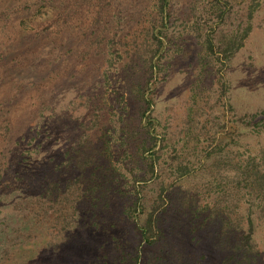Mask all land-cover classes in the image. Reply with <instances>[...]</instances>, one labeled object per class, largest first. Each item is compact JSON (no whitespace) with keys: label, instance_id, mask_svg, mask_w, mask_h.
I'll list each match as a JSON object with an SVG mask.
<instances>
[{"label":"rangeland","instance_id":"1","mask_svg":"<svg viewBox=\"0 0 264 264\" xmlns=\"http://www.w3.org/2000/svg\"><path fill=\"white\" fill-rule=\"evenodd\" d=\"M0 264H264V0H0Z\"/></svg>","mask_w":264,"mask_h":264},{"label":"trees","instance_id":"2","mask_svg":"<svg viewBox=\"0 0 264 264\" xmlns=\"http://www.w3.org/2000/svg\"><path fill=\"white\" fill-rule=\"evenodd\" d=\"M151 168H152V166H151ZM151 224H152V222H151V215H149V217L147 218V220H146V227H145V230H146V232H149V234L151 233V231H152V227H151Z\"/></svg>","mask_w":264,"mask_h":264}]
</instances>
